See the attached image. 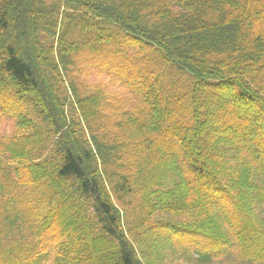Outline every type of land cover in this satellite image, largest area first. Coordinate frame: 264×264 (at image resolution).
Masks as SVG:
<instances>
[{
  "label": "trees",
  "instance_id": "obj_1",
  "mask_svg": "<svg viewBox=\"0 0 264 264\" xmlns=\"http://www.w3.org/2000/svg\"><path fill=\"white\" fill-rule=\"evenodd\" d=\"M0 114V264H150L129 234L162 232L263 258L264 0H0Z\"/></svg>",
  "mask_w": 264,
  "mask_h": 264
},
{
  "label": "rangeland",
  "instance_id": "obj_2",
  "mask_svg": "<svg viewBox=\"0 0 264 264\" xmlns=\"http://www.w3.org/2000/svg\"><path fill=\"white\" fill-rule=\"evenodd\" d=\"M229 35H231V32H229ZM109 49L108 47H104L101 49V52L104 51L103 52L104 54L106 53L108 54V52H110L112 55H114L112 51V47H109ZM85 56L86 55H82L81 57L83 59H86ZM99 58H100V63H104L103 61L104 58L102 54L99 56ZM156 66L157 65L154 64L151 67L152 69H154ZM104 74H106V72L103 71V74H100L97 70H95L94 72L90 73V77L92 81H98V82L102 81L104 83L112 82L114 84V86L111 87L112 92H114L115 94H121L123 97H128L125 89L119 86L118 81H112L110 77ZM164 87L167 88L166 92H168V89H169L168 85ZM168 100L169 99H166V96H161L158 99V102L162 103ZM9 116L11 115L4 117L2 114H0V138H7L9 136L20 135L23 132L21 129L18 128L15 116H11V117ZM256 180L259 183L262 182L260 178H257ZM111 196H112L113 202L122 211V214L125 218L124 227L126 228H127V224H126L127 219L131 218V220H138L139 218H141V216L143 217V212L148 213L147 212L148 209L146 211H144L143 209L140 210V208H138L135 202H133L132 204H129L130 199L126 196H123V194L111 192ZM253 208H254L257 220L262 223L264 221V204L255 202ZM86 215L87 217H90V215L88 214V211L86 212ZM187 219L189 220V218H187L186 216H179L173 213H170V214L159 213V214H155L154 216L148 218L146 227L148 226L151 227L155 225L156 223L161 224V223L169 222L170 224H174V223L183 222V220H187ZM95 233H97V231H95ZM139 235L140 237L138 235L136 236V235L129 234V237L132 241L138 243V244L136 243V249L138 250L140 255L142 254L151 255L150 264H154V263L155 264H264V256L260 260L255 259L253 261H249L248 259L243 257L244 252L241 250V246L237 243V241H234L230 247H226L223 245L226 242H221L219 244L220 246L218 247V249L212 250L211 252L212 253L222 252V253H220L217 256L211 257L209 262L203 263L202 258H200L203 255L202 250L201 249L196 250V244L195 246L191 245V243L194 242V239H195L194 237L190 239V243H188L187 245L179 246L177 245L178 241L176 239L178 236L176 235L172 236L173 240H165L168 237V235L167 234L164 235V233L162 232L161 234L162 237H160V239H156L155 241L156 245H152L154 247L151 250V244L154 243L153 235H150V238H152V240L148 238V236L144 239L142 233H140ZM187 237L188 235H183V239L184 238L186 239ZM5 241H6V236L4 237L2 235L0 237V246L5 247L4 245L6 243ZM164 244H165V247L162 246ZM259 244H260L259 246H261L262 243H259ZM188 245L192 247L189 248ZM53 257L54 255L52 253V257L48 260L47 264H53Z\"/></svg>",
  "mask_w": 264,
  "mask_h": 264
}]
</instances>
